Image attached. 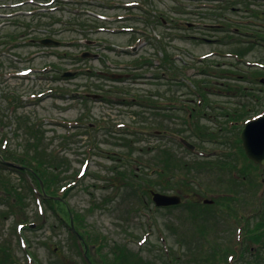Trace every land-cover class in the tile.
Listing matches in <instances>:
<instances>
[{
  "label": "rangeland",
  "instance_id": "rangeland-1",
  "mask_svg": "<svg viewBox=\"0 0 264 264\" xmlns=\"http://www.w3.org/2000/svg\"><path fill=\"white\" fill-rule=\"evenodd\" d=\"M262 107L264 0H0V264H264Z\"/></svg>",
  "mask_w": 264,
  "mask_h": 264
},
{
  "label": "water",
  "instance_id": "water-1",
  "mask_svg": "<svg viewBox=\"0 0 264 264\" xmlns=\"http://www.w3.org/2000/svg\"><path fill=\"white\" fill-rule=\"evenodd\" d=\"M242 147L246 157L254 162L264 166V117H260L254 121L245 124V128L241 131ZM151 198L156 207H168L180 204L179 196H168L156 192H151ZM206 204L211 201H205Z\"/></svg>",
  "mask_w": 264,
  "mask_h": 264
},
{
  "label": "trees",
  "instance_id": "trees-1",
  "mask_svg": "<svg viewBox=\"0 0 264 264\" xmlns=\"http://www.w3.org/2000/svg\"><path fill=\"white\" fill-rule=\"evenodd\" d=\"M257 83H258V81H256ZM237 116H239L238 114H237ZM9 158L10 159H12V163H17V164H20V165H24V166H28V167H31V169L32 170H30L29 169V172H28V175H29V177H30V179L34 182L35 181V183L37 184V187L38 188H40L41 189V186H43L42 188H44V189H46V186H48L47 187V191H46V193L45 194H50V192H48L49 190H50V187L52 186V184H54V180L53 179H47L46 180V178H44V180H43V178L40 176V174H37V173H35V172H33L34 170H33V168L37 165V166H40V163H38V162H34V160H30V163L31 164H28V159L26 160V158L24 157V158H17V157H15L14 155H10L9 156ZM14 161V162H13ZM0 164H2L1 162H0ZM24 169V168H23ZM37 172H39V171H37ZM45 181H48V182H50V184H45L44 185V183H45ZM41 191V190H40ZM48 192V193H47ZM52 192H53V190H52ZM55 193V192H54ZM54 193H52V194H54ZM19 197V199L21 200V202L23 201L22 200V198H20V196H18ZM54 199H55V197H53ZM45 202L47 203V205H48V207H49V209H51L52 208V206H50V203L51 202H54V200H49V199H45ZM55 202H57V201H55Z\"/></svg>",
  "mask_w": 264,
  "mask_h": 264
},
{
  "label": "flooded vegetation",
  "instance_id": "flooded-vegetation-1",
  "mask_svg": "<svg viewBox=\"0 0 264 264\" xmlns=\"http://www.w3.org/2000/svg\"><path fill=\"white\" fill-rule=\"evenodd\" d=\"M253 111V109H251V108H247L246 110H244L243 112H241V113H239L238 115V118L241 120V122H242V128H241V131H243L244 130V128H245V124L246 123H248V122H250V121H254V120H256V119H258V118H260V117H264V108L262 107V109L261 110H259V111H255L254 110V112H252ZM235 113V112H234ZM237 115V114H236ZM241 131H239L240 133H239V137L241 136ZM239 140L241 141V138H239ZM239 141V142H240ZM241 143V146H242V142H240ZM180 196V195H179ZM181 197V199H182V196H180ZM182 201V200H181ZM261 210V209H260ZM259 210V211H260ZM260 221H258L256 224L261 228V226H262V220L261 219H259ZM263 227V229H264V225L262 226Z\"/></svg>",
  "mask_w": 264,
  "mask_h": 264
}]
</instances>
